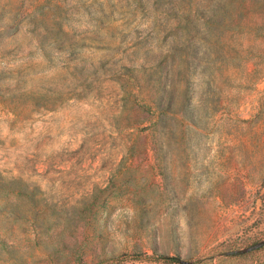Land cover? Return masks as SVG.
Masks as SVG:
<instances>
[{"label":"rangeland","instance_id":"obj_1","mask_svg":"<svg viewBox=\"0 0 264 264\" xmlns=\"http://www.w3.org/2000/svg\"><path fill=\"white\" fill-rule=\"evenodd\" d=\"M0 264H264V0H0Z\"/></svg>","mask_w":264,"mask_h":264},{"label":"trees","instance_id":"obj_2","mask_svg":"<svg viewBox=\"0 0 264 264\" xmlns=\"http://www.w3.org/2000/svg\"><path fill=\"white\" fill-rule=\"evenodd\" d=\"M156 60L150 65L152 69L151 75L154 77L156 86L155 94L151 97L152 107L157 113L171 112L180 113L185 118L191 121L192 113L189 112L188 107L184 106L182 102L177 101L176 91V75L182 74L183 83L188 88L190 84L189 74L185 72L184 68H179L175 65V55L170 52L168 55L155 56ZM127 77L131 78L134 82L137 81L132 73H125ZM187 90V89H185ZM133 100L137 98L136 94H131Z\"/></svg>","mask_w":264,"mask_h":264},{"label":"water","instance_id":"obj_3","mask_svg":"<svg viewBox=\"0 0 264 264\" xmlns=\"http://www.w3.org/2000/svg\"><path fill=\"white\" fill-rule=\"evenodd\" d=\"M259 245H260L259 243L253 244V245L245 248L244 251H248V250L254 249V248L258 247Z\"/></svg>","mask_w":264,"mask_h":264}]
</instances>
